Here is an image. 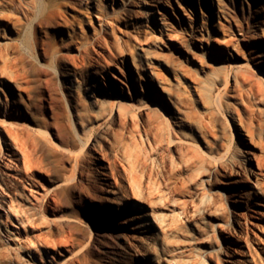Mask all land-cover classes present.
I'll list each match as a JSON object with an SVG mask.
<instances>
[{
    "label": "rangeland",
    "instance_id": "374dc122",
    "mask_svg": "<svg viewBox=\"0 0 264 264\" xmlns=\"http://www.w3.org/2000/svg\"><path fill=\"white\" fill-rule=\"evenodd\" d=\"M24 1L36 16L62 0ZM73 1L71 18L90 47L68 79L86 103L84 122L60 121L58 136L42 120L40 77L29 62L31 114L9 116L10 83L0 59V169L12 173L4 193L14 198V208L0 200V264H58L63 253L53 239L65 232L78 241L79 232L64 221H47L48 187L62 179L70 185L58 193L61 214L78 215L94 232L96 183L87 178L102 163L136 224L157 232L146 240L149 264H264V0ZM21 9L0 0V11ZM27 23L10 30L25 46ZM52 34L45 28L46 43ZM112 73L125 82L123 105L114 102ZM20 121L35 129L36 165L20 153L14 134ZM85 148L93 154L84 161ZM75 185L91 200L80 201ZM114 236L100 237L116 243ZM100 249L87 245L82 264H116Z\"/></svg>",
    "mask_w": 264,
    "mask_h": 264
},
{
    "label": "bare ground",
    "instance_id": "6f19581e",
    "mask_svg": "<svg viewBox=\"0 0 264 264\" xmlns=\"http://www.w3.org/2000/svg\"><path fill=\"white\" fill-rule=\"evenodd\" d=\"M13 1L22 7L20 11H0V59L3 61L4 70L10 83V100L7 102L9 105L8 115L22 120L23 117H27V115H29L32 111L31 104H33V86L29 79V71H27V66H25V63L29 62V64L33 66L34 72H36L40 77L39 86L42 93H40L42 96V98H40L43 107V109H41L43 110V119H41L49 123L56 134L60 136V121H70L72 118H77L79 120L83 119L87 111L86 103L80 94L81 92L68 85L70 75L76 72L77 69V57L88 52L87 50L90 51V47L86 44L87 39L84 40V38L80 35L79 26L76 25L77 22L75 23L71 18L73 11L69 8L73 7L72 3H74V1H52L47 6H40V13L38 15L35 14L36 16L31 15L33 14L32 7L30 6L31 4H26L27 7H24L22 4L24 0ZM127 4L129 5V2H127ZM126 9L129 10L130 7ZM128 10L125 11V13L128 12ZM26 21L30 22L27 23L30 24L27 26L31 30V36L25 38L27 43L25 46V43L23 44V41L20 38L11 34L10 30L23 26ZM49 26L53 28V34L50 36V40L46 43L44 31L45 28ZM123 38L124 37L121 39ZM96 39L99 43L102 38L99 37L100 40L98 38ZM96 39L95 41H97ZM103 40L104 38L102 41ZM25 47L32 50V53H27V49H24ZM37 50L45 53L44 55H46L48 63L40 60L41 53L37 54ZM84 56L86 55H83L82 57ZM137 59L138 58L136 57V60ZM101 66L103 67V64H101ZM45 67H51L52 69H43ZM261 73L264 76V72ZM112 74L117 80L114 84L116 88L114 102L118 105H123L127 102V99L124 96V93L127 91L123 86L125 82L121 75L117 73ZM82 121L84 122L85 118ZM20 123H22V125L18 126L14 130L15 138L17 139L18 146L21 150L20 153L22 154L24 160L27 159L29 163L36 165L38 159L35 156L34 150H32L33 145L30 139L35 129L25 125L22 121H20ZM13 153L17 155V152L14 151ZM92 154V149L85 148L83 160H87ZM9 164L10 163L7 162L6 166L8 167ZM101 166L104 168L102 171L97 172L98 174H92L93 176L89 175L87 178L89 182L94 181L96 183L93 188V193H95L94 199L96 200L94 204L98 207L99 212L94 218V232L93 230L87 228V225L81 221L78 215L65 218L61 214V205L59 204L58 193H60V191L66 186L70 185V181L68 179H62L55 186L48 187L50 195L45 205V211L47 213V221L49 225H56L58 222L64 221L68 229H76L80 234L78 241H74L71 238L72 236L70 237L68 233L66 234L65 232L59 231V236L53 239L52 244L54 248H56L55 251L63 253L60 254L62 258L59 259L58 264H82V260L87 259V253L84 252L87 245L90 246V248L97 247L98 245L101 246L105 254L111 253L116 264H126L129 259L135 261L137 264H149L150 260L147 255L145 244L146 240L153 239L157 232L153 229L154 227L151 228V224L147 227L136 224L137 221L133 217L131 207L126 205L120 187L116 184V182L111 180L112 176L109 171L105 169V165L102 163ZM9 174L12 175L9 170L3 168L0 169V200L5 201V203H9V208H14L12 205L14 198H7L4 193L6 187L11 189L13 185L12 181L8 178ZM38 176L40 179L46 180L45 174L40 172L38 173ZM73 192L79 196L80 201H85L91 198V193L86 192L83 187L75 185L73 187ZM44 195L46 194L44 193ZM44 195L43 197L38 198H44ZM30 204L34 205L36 203L30 201ZM142 204L143 203H136V209L141 212L147 211L148 209L144 208ZM2 208L4 209L5 206ZM149 212L151 213V211ZM138 218L141 221L145 219L142 216H138ZM152 219L154 223H157L158 220H160L158 217H152ZM104 231H112L115 235L114 237L117 239V241H115L116 243L106 241L100 237L103 235ZM76 236H78V234ZM68 254L70 255L67 256ZM43 264H47V262H44Z\"/></svg>",
    "mask_w": 264,
    "mask_h": 264
}]
</instances>
